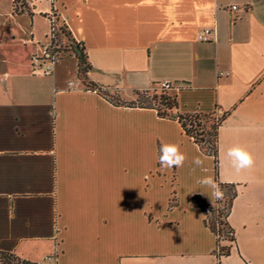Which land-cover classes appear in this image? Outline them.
Masks as SVG:
<instances>
[{"label":"crops","instance_id":"0c3cea01","mask_svg":"<svg viewBox=\"0 0 264 264\" xmlns=\"http://www.w3.org/2000/svg\"><path fill=\"white\" fill-rule=\"evenodd\" d=\"M26 4L15 14L13 0H0V250L36 264H264V0ZM52 12L107 96L78 80L74 57L50 76L32 68ZM204 28L207 42L197 39ZM163 82L178 113L226 114L216 174L236 189L228 255L216 257L192 202L211 203L200 180H215L213 157L175 118L132 102ZM162 142L180 146L183 168L160 166ZM237 145L254 159L240 173L226 155Z\"/></svg>","mask_w":264,"mask_h":264},{"label":"trees","instance_id":"16d2710c","mask_svg":"<svg viewBox=\"0 0 264 264\" xmlns=\"http://www.w3.org/2000/svg\"><path fill=\"white\" fill-rule=\"evenodd\" d=\"M27 0H13V13L20 14L28 11ZM48 42L54 54H56L57 62L61 60L62 53H70L77 62V78L85 85V87L96 90L98 93L107 96L97 85L87 79L86 73L90 69L87 55L82 43L77 42L72 36L66 23L59 15L52 12L49 17ZM157 96H152L149 102L143 101L137 103L140 106L153 108L156 114L162 118H175L184 133L189 136L199 149L213 157L215 169V182L224 192L223 199L216 200L214 198L213 205L205 202L198 195L192 197V202L199 207L204 213V223L210 231L216 236L217 258L229 254L230 247L234 244V233L227 221L232 200L236 195V189L233 184L222 183L217 178V130L226 114L217 116L216 112L210 113H178L177 100L174 95L168 94L160 88ZM147 93V92H146ZM140 94L138 93V97ZM221 240H226L230 245H220ZM0 264H36L20 258L13 252L0 250Z\"/></svg>","mask_w":264,"mask_h":264},{"label":"clouds","instance_id":"9594fccd","mask_svg":"<svg viewBox=\"0 0 264 264\" xmlns=\"http://www.w3.org/2000/svg\"><path fill=\"white\" fill-rule=\"evenodd\" d=\"M44 74L43 70L37 71V75L43 76ZM160 153L159 163L164 169L183 168L188 159L187 155L176 143L162 142ZM226 155L230 158L231 165L237 173L249 169L254 165V159L251 153L239 145L229 148ZM192 163L197 167H201L203 165V160L199 157H194ZM200 183L212 189L211 197H209L212 206H214L212 197L216 200L223 199L224 192L212 177H203Z\"/></svg>","mask_w":264,"mask_h":264},{"label":"built area","instance_id":"2783aa9c","mask_svg":"<svg viewBox=\"0 0 264 264\" xmlns=\"http://www.w3.org/2000/svg\"><path fill=\"white\" fill-rule=\"evenodd\" d=\"M230 11H236L238 10L237 5H230L229 6ZM49 22L52 20L49 19ZM211 33V30L209 28H204L197 34V39L202 42H207L209 40V35ZM57 63V57L56 54H54L50 48L49 42L45 45L43 49V53L41 57H34L32 68L33 69H39L44 71V75L50 76L53 73V69L55 64ZM170 83L169 82H163L161 83L158 88L168 91L170 89ZM47 260H50L51 257H46Z\"/></svg>","mask_w":264,"mask_h":264},{"label":"rangeland","instance_id":"374dc122","mask_svg":"<svg viewBox=\"0 0 264 264\" xmlns=\"http://www.w3.org/2000/svg\"><path fill=\"white\" fill-rule=\"evenodd\" d=\"M73 57L70 53H62L61 54V60L64 58H71ZM159 94V89L158 87H154L151 90L147 91V93H140V96L135 98L134 101L135 103H140L143 101L149 102L152 96H157Z\"/></svg>","mask_w":264,"mask_h":264}]
</instances>
